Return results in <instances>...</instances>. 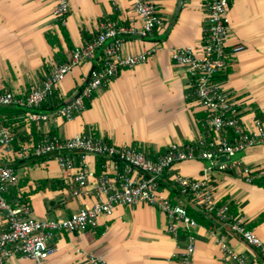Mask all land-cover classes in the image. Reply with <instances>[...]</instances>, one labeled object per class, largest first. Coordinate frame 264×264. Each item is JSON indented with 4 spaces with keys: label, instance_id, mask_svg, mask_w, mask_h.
<instances>
[{
    "label": "crops",
    "instance_id": "0c3cea01",
    "mask_svg": "<svg viewBox=\"0 0 264 264\" xmlns=\"http://www.w3.org/2000/svg\"><path fill=\"white\" fill-rule=\"evenodd\" d=\"M152 1L159 6L162 24L147 37H127L122 50L137 53L155 44L161 48L149 60L121 69L73 119L48 122L46 129L50 134L100 136L115 144L139 145L151 157L173 142H195L201 136L199 119L206 111L199 103L187 66L176 63L172 51L180 46L197 47L203 41L207 1ZM57 3L58 0H0V93L23 94L32 86L40 85L53 65L65 61L74 47L97 35L99 22L104 19L138 28L142 25L134 13L133 0H70L62 29L54 15ZM228 14V49L237 43L245 44V48L234 56L228 71L218 81L235 100L243 121L251 123L257 118L264 121V0H230ZM51 38H55V45ZM99 58L100 51L58 84L56 95L61 105L75 96ZM26 113L27 109L20 106H6L0 111V126H10L14 134L11 148L0 145V163L17 164L15 170L20 178L17 192L27 195L32 215L61 219L94 204L96 197L91 186L88 195L72 193L70 177L75 168H61L54 155L36 161L18 158L21 145H30L41 135ZM236 158L241 160L238 169L213 168L210 172L217 199H229L235 212L264 241V219L260 218L264 213V145L250 146ZM85 159L96 173L108 162L105 156L91 153ZM206 164L201 159L177 162L165 173L164 179L173 181L177 172L200 177ZM244 167L250 169L252 181H247L242 174ZM110 172L113 174L111 168ZM42 180L47 183L41 185ZM94 181L92 178L91 182ZM161 190L171 196L168 187ZM183 200L185 203L186 198ZM166 224L165 214L156 206L119 204L112 214L99 217L95 229L62 232L50 238L49 242L57 250L46 264H90V254L102 256L106 264H167L169 258L186 246L189 232L195 235L193 264H239L224 257L216 241L217 234L223 235L244 256V264H264L257 248L218 221L214 220L210 226L199 223L189 231L181 228L176 235L167 233ZM4 264L37 263L15 255Z\"/></svg>",
    "mask_w": 264,
    "mask_h": 264
},
{
    "label": "built area",
    "instance_id": "2783aa9c",
    "mask_svg": "<svg viewBox=\"0 0 264 264\" xmlns=\"http://www.w3.org/2000/svg\"><path fill=\"white\" fill-rule=\"evenodd\" d=\"M206 1L208 13L203 41L197 47L180 46L172 51L173 60L187 66L199 103L207 112L201 122L203 131L195 142H173L156 157H151L139 145L115 144L103 137L83 133L70 137L50 135L46 129L48 122L73 119L85 110L87 100L100 88L108 86L121 69L149 60L161 48L160 44H155L137 53H124L122 50L127 37H147L162 24L159 6L152 0H133L134 13L142 22L140 28L104 19L99 22L97 35L74 47L65 61L53 65L40 85L32 86L23 94L13 91L0 93V111L6 106L27 108V119L36 124L41 134L36 142L21 145L18 157L54 155L61 168H75L70 177L72 193L88 195L91 186L96 197L94 204L82 207L66 218H37L32 215L29 200L22 199L20 191L16 192L13 200L7 198L10 188H19L20 178L14 167L0 164V264L15 255L46 264L57 250V246L49 242L50 238L62 232L95 229L99 225V217L112 214L119 204L156 206L167 218V233L176 235L181 228L189 231L199 222L188 213L183 198L214 215L221 226L257 248L264 259V241L240 213L231 210L229 199H217L216 185L210 175L213 168L238 169L241 166V160L236 158L238 153L253 145H264V121L259 118L251 123L243 121L235 100L216 78L245 48V44L237 43L228 49L230 0ZM69 10L70 0H58L54 15L64 23ZM99 51H102L100 65L91 69L88 79L71 100L50 112L35 110L56 93L58 84L68 74ZM13 140L10 126H0V145L9 149ZM76 152L78 155L74 156ZM90 153L108 158L99 173L86 163L85 157ZM223 156L230 158L229 161H219ZM195 159L207 163L202 175L193 177L177 172L173 182L179 197L173 199L164 194L159 184L163 175L175 163ZM241 172L247 181H252L248 167ZM92 178L95 180L93 183ZM188 238L186 246L169 258L167 264H193L195 235L189 232ZM216 241L225 258L245 263L244 256L233 249L223 235L217 234ZM88 260L90 264H106V260L96 254H90Z\"/></svg>",
    "mask_w": 264,
    "mask_h": 264
},
{
    "label": "trees",
    "instance_id": "16d2710c",
    "mask_svg": "<svg viewBox=\"0 0 264 264\" xmlns=\"http://www.w3.org/2000/svg\"><path fill=\"white\" fill-rule=\"evenodd\" d=\"M59 24L61 26V28L63 29V23L59 20ZM51 43L53 45H55V38L54 39H50ZM100 55H101V51H100ZM64 61V60H63ZM100 64L98 62V64H95L94 67H98ZM226 71H228V67L223 70L222 72H220L219 74L216 75V78L217 80L219 79V77L221 76L222 73H225ZM59 98L57 97L56 93L51 96L50 98H48L47 101H45L38 109H35L36 111H41V112H44V111H48V110H52V109H55L57 107H59L61 105V102H59ZM89 105L88 103V100L86 102V107ZM24 108V107H23ZM25 110L27 108H24ZM207 116V112H205V114L199 119V122L201 123L202 120ZM199 123V125H201ZM201 127V126H200ZM50 135H56V134H50ZM41 137L38 136V140L39 138ZM43 156H36V157H33V156H29V157H18L19 159H26V160H29L31 158H35L34 161L38 160L39 158H41ZM33 160V159H32ZM1 164V163H0ZM7 165H10L14 168H16L17 164L15 163H9ZM101 162L99 163V167L98 169L100 170L101 169ZM166 174L163 175V177L159 180V184H160V188L166 186L170 189V195L172 196L173 199H175L176 197H179V192H178V189L176 187V185L174 184V182L172 180H169V178L166 180V178L164 179V176ZM47 183V180H42L41 181V185L42 184H45ZM16 192H17V189L16 188H10V190L6 193V196L9 200H13L14 197L16 196ZM22 199L26 200L28 199L27 198V195L25 193H22ZM185 206L188 210V213L193 216L200 224H203L205 226H210L213 221H218L216 220L215 216L212 215V214H208L207 212H205L202 208L196 206L192 201H190L188 198H186V202H185ZM230 208L232 211L235 212V209L232 207V205L230 204ZM260 218H263L264 219V213L260 216ZM219 222V221H218Z\"/></svg>",
    "mask_w": 264,
    "mask_h": 264
},
{
    "label": "water",
    "instance_id": "95a60500",
    "mask_svg": "<svg viewBox=\"0 0 264 264\" xmlns=\"http://www.w3.org/2000/svg\"><path fill=\"white\" fill-rule=\"evenodd\" d=\"M227 160V157L223 156L219 161Z\"/></svg>",
    "mask_w": 264,
    "mask_h": 264
}]
</instances>
